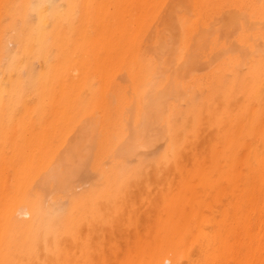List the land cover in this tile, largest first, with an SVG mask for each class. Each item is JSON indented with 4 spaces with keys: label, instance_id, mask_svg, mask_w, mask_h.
I'll use <instances>...</instances> for the list:
<instances>
[{
    "label": "bare ground",
    "instance_id": "bare-ground-1",
    "mask_svg": "<svg viewBox=\"0 0 264 264\" xmlns=\"http://www.w3.org/2000/svg\"><path fill=\"white\" fill-rule=\"evenodd\" d=\"M0 264H264V0H0Z\"/></svg>",
    "mask_w": 264,
    "mask_h": 264
}]
</instances>
